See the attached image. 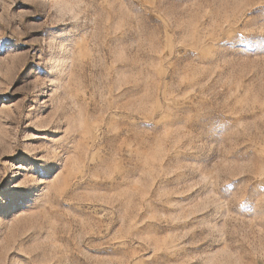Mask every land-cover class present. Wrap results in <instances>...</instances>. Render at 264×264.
<instances>
[{
    "label": "rangeland",
    "instance_id": "1",
    "mask_svg": "<svg viewBox=\"0 0 264 264\" xmlns=\"http://www.w3.org/2000/svg\"><path fill=\"white\" fill-rule=\"evenodd\" d=\"M0 185V264H264V0H0Z\"/></svg>",
    "mask_w": 264,
    "mask_h": 264
},
{
    "label": "snow or ice",
    "instance_id": "2",
    "mask_svg": "<svg viewBox=\"0 0 264 264\" xmlns=\"http://www.w3.org/2000/svg\"><path fill=\"white\" fill-rule=\"evenodd\" d=\"M16 182L14 181L13 184ZM28 193L23 189H13L12 186H9V190H5L3 185H0V210H2L7 201L12 198L22 197L27 195Z\"/></svg>",
    "mask_w": 264,
    "mask_h": 264
}]
</instances>
